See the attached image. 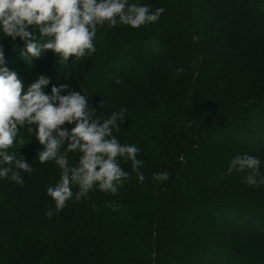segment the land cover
Returning a JSON list of instances; mask_svg holds the SVG:
<instances>
[{
    "label": "trees",
    "instance_id": "trees-1",
    "mask_svg": "<svg viewBox=\"0 0 264 264\" xmlns=\"http://www.w3.org/2000/svg\"><path fill=\"white\" fill-rule=\"evenodd\" d=\"M133 3L165 11L139 28L98 25L96 52L64 64L51 50L23 57L24 42L0 30L6 66L25 92L44 75L46 92L68 84L98 116L127 109L113 135L141 149L145 176L139 182L118 158L130 173L118 193L97 185L77 201L73 186L57 213L47 188L61 169L39 162L34 126L20 127L8 152L34 171L21 172L23 185L0 177V264H264V184L249 186L248 170L228 172L247 154L264 176V0ZM79 158L70 153V164ZM157 172L169 179L153 180Z\"/></svg>",
    "mask_w": 264,
    "mask_h": 264
},
{
    "label": "clouds",
    "instance_id": "clouds-1",
    "mask_svg": "<svg viewBox=\"0 0 264 264\" xmlns=\"http://www.w3.org/2000/svg\"><path fill=\"white\" fill-rule=\"evenodd\" d=\"M164 11L159 7L152 12L149 5L128 4V0H0V30L5 38L10 37L12 41L19 38L24 42L20 53L23 57L40 58L51 50L59 57V63L64 64L72 57L81 60L96 52L94 40L98 25L107 22L115 27L119 22L139 28L158 21ZM37 30L40 38L50 39H38ZM49 81L50 78L41 75L25 92L18 74L6 66L4 45L0 43V157L3 164L9 165L0 168V177L8 178L11 173L10 179L23 185L21 172L34 171L25 158L17 159L8 152L16 142L20 127L27 124L34 126L29 132L35 133L42 145L37 154L39 162L55 161L61 169L60 181L47 188L57 213L73 198V186L78 188L77 201L89 198V192L96 190L97 185L103 192L118 193L130 177L118 158L130 160L132 171L143 183L145 176L140 171L143 161L137 158L141 149L135 144H121L113 135L114 130L120 129L118 122H124L127 109L98 116L87 94L69 90L68 84L53 85L48 93L45 88ZM100 107L104 108L103 103ZM66 124L74 126L69 130ZM73 152L80 153L76 165L69 162ZM260 165V159L255 156L238 155L231 160L228 172L248 170L246 183L258 186L264 184ZM152 179L162 182L169 179V174L157 172ZM46 215L52 217L51 207Z\"/></svg>",
    "mask_w": 264,
    "mask_h": 264
}]
</instances>
